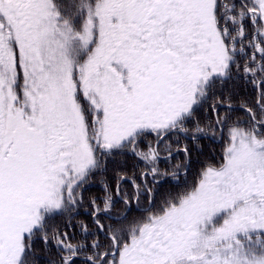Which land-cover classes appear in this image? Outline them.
<instances>
[{"label": "snow or ice", "instance_id": "6c2138e0", "mask_svg": "<svg viewBox=\"0 0 264 264\" xmlns=\"http://www.w3.org/2000/svg\"><path fill=\"white\" fill-rule=\"evenodd\" d=\"M236 79L255 95L233 120ZM209 134L220 157L181 180ZM115 156L143 166L117 174L124 211L107 184L85 208ZM38 243L49 264H264V0H0V264Z\"/></svg>", "mask_w": 264, "mask_h": 264}, {"label": "trees", "instance_id": "16d2710c", "mask_svg": "<svg viewBox=\"0 0 264 264\" xmlns=\"http://www.w3.org/2000/svg\"><path fill=\"white\" fill-rule=\"evenodd\" d=\"M243 81L236 79L233 81H229L224 88L222 89V93L225 96H231V103L233 111L231 112V118L233 120L240 118H245V112L238 108L237 104H242L247 102L250 104L249 97L247 95V89L250 88L249 85L244 83V86L241 85ZM237 90H239V94L241 98L238 100L237 98ZM246 94V96L244 95ZM218 94H220V90H218ZM251 96V95H250ZM207 108V105L205 106ZM221 115L224 114V108L220 109ZM204 113L202 112L201 115ZM218 137V136H217ZM204 141H199L198 145L189 143V146L192 147V156H191V167L187 176H181V180L187 179L188 182H192L195 178L196 174L199 170L209 162H213L220 157L222 151V142L218 141H211L206 139V143L204 142V146L200 147V143ZM208 147L211 152L207 153L206 155L204 148ZM182 156V155H181ZM183 157V156H182ZM139 163L135 158L131 156H115L110 157L107 159L106 166L98 171L93 177H91L89 183L85 186L86 190L84 192L85 197V208L87 207V201L92 197H99L102 198L104 196V184H107L109 188L112 190L113 198L116 199L115 208L113 209V215L123 212L124 205L122 202L119 201L118 197H116L115 188H116V181H117V174L118 173H125L127 176H132L134 173L136 178L139 179V172L143 167H136ZM161 167H165L164 164ZM122 187L126 190L130 195L133 192L132 184L128 181H124L122 183ZM176 188V181H173L171 177L162 181L159 185H157V195H156V202L159 203L160 199L169 191H175ZM146 201H141V206H144ZM129 217L139 215V209L136 206V203L133 202L130 209L128 210ZM84 220L86 223L91 225L90 217H88L85 213L84 208L80 209V215L77 216L76 220L73 221V224L76 225L73 231L77 236H79V226L78 221ZM62 218H57L56 223L63 224ZM111 221L105 220L104 223H110ZM56 256L55 249H52L50 252L44 251L42 245L39 243L36 246V264H49V260L54 259Z\"/></svg>", "mask_w": 264, "mask_h": 264}, {"label": "flooded vegetation", "instance_id": "af4514ba", "mask_svg": "<svg viewBox=\"0 0 264 264\" xmlns=\"http://www.w3.org/2000/svg\"><path fill=\"white\" fill-rule=\"evenodd\" d=\"M241 85L244 86V81L241 83ZM249 87H250V88H248L246 91H247V95H248V97H249V101L252 103L255 94H254V92H253V89H252L251 85H249ZM239 92H240V91L237 90V98H238V100L241 98V96L238 95ZM244 95L246 96L245 93H244ZM250 95H251V96H250ZM251 103H250V104H251ZM240 105H241V104H237L236 106H237L238 108H241ZM210 136H211V134H209V137H208V138H204V137H202V138L200 139V141H204L205 143H206V139H209V140H211V141H215V142L220 141L219 137H217V139L213 140V139L210 138ZM204 142H203V143H200V147H201V148H202V146H204ZM186 143H188V142L186 141ZM204 150H205V152H206V153H205L206 155H208L207 153L211 152V150H209L208 147H205ZM182 158H183V157L181 156V159H182ZM174 162H175V161H174Z\"/></svg>", "mask_w": 264, "mask_h": 264}]
</instances>
